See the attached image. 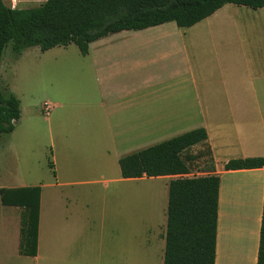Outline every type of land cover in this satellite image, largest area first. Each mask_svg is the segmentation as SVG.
<instances>
[{
	"label": "crops",
	"instance_id": "crops-1",
	"mask_svg": "<svg viewBox=\"0 0 264 264\" xmlns=\"http://www.w3.org/2000/svg\"><path fill=\"white\" fill-rule=\"evenodd\" d=\"M3 1L27 9L21 6L46 0ZM71 47L43 52L50 61L47 72L55 76L48 101L21 128L20 109L9 134L26 140L40 114L51 149L50 178L28 185L26 178L15 177L16 183L0 187L40 188L37 254L30 258L69 264L80 254L88 258L96 243L120 245L119 233L128 222L121 198L157 197L154 190H129L128 185L163 181L167 212L168 184L177 177L123 179L119 160L203 128L212 168L196 173L219 177L215 264H256L264 168L224 166L264 158V8L226 4L189 28L170 22L124 30L89 43L85 56ZM10 208L18 247L20 211ZM166 222L167 215L160 237L164 248Z\"/></svg>",
	"mask_w": 264,
	"mask_h": 264
},
{
	"label": "trees",
	"instance_id": "trees-1",
	"mask_svg": "<svg viewBox=\"0 0 264 264\" xmlns=\"http://www.w3.org/2000/svg\"><path fill=\"white\" fill-rule=\"evenodd\" d=\"M226 4L264 8V0H46L17 9L0 0V60L8 45L17 54L33 47L46 52L75 45L85 56L89 43L99 38L170 22L189 28ZM19 118V100L11 93L5 97L0 87V135L12 133ZM206 140L205 129L199 128L119 160L123 179L177 177L168 184L163 264H215L219 177L190 176L204 166L212 168ZM196 146L199 149L194 150ZM48 166L53 172L51 161ZM255 168H264V158L231 160L224 166ZM39 195V187L0 189L1 204L21 211V256L37 254ZM256 264H264V201Z\"/></svg>",
	"mask_w": 264,
	"mask_h": 264
},
{
	"label": "rangeland",
	"instance_id": "rangeland-1",
	"mask_svg": "<svg viewBox=\"0 0 264 264\" xmlns=\"http://www.w3.org/2000/svg\"><path fill=\"white\" fill-rule=\"evenodd\" d=\"M38 5L40 4L34 2L21 7ZM71 48L76 52L75 46L72 45ZM46 62L50 63L49 57L38 47L28 48L17 54L8 45L1 57L0 87L5 97L11 93L20 101L23 117L20 128L28 124V115L33 111L38 112L44 102L48 101V86L54 84L55 76L48 74ZM39 116L36 124L32 122L36 125V130L26 140L14 137L10 139L9 134L0 135V187L13 185L17 181L11 179L15 177H24L27 179L24 183L33 185L37 180L45 181L46 177L53 175L48 166V162H52L51 149L45 136L43 118L40 114ZM10 145L13 146V156L8 151ZM202 168V171L208 170L209 165ZM196 172L192 171L190 176H197ZM163 184V181H142L128 185L129 190H154L157 197L146 193L138 197H122L121 206L126 208L124 214H127L128 222L126 228L122 226L119 233L121 244L109 246L106 243H96L95 246H90L88 258L83 259L80 254L79 259L69 264H162L164 239L161 241L160 237L165 230L162 223L166 216L167 200V189ZM11 211L9 206L1 204L0 198V264H60L54 260L40 262L39 259L16 253L18 247L14 246V232L17 222L10 218ZM140 219L143 220L142 223Z\"/></svg>",
	"mask_w": 264,
	"mask_h": 264
},
{
	"label": "built area",
	"instance_id": "built-area-1",
	"mask_svg": "<svg viewBox=\"0 0 264 264\" xmlns=\"http://www.w3.org/2000/svg\"><path fill=\"white\" fill-rule=\"evenodd\" d=\"M12 4H15V2L13 1ZM44 108H45V111H48V109H49L47 104L44 106Z\"/></svg>",
	"mask_w": 264,
	"mask_h": 264
}]
</instances>
